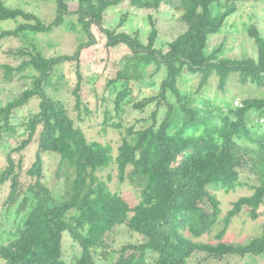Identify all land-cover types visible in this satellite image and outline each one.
I'll use <instances>...</instances> for the list:
<instances>
[{
  "label": "trees",
  "instance_id": "1",
  "mask_svg": "<svg viewBox=\"0 0 264 264\" xmlns=\"http://www.w3.org/2000/svg\"><path fill=\"white\" fill-rule=\"evenodd\" d=\"M54 1L56 16L46 23L38 14L0 0V22L23 19L12 29H1L0 42L11 36L51 32L70 14L77 15L89 37L71 55L46 57L35 45L24 46L18 51L22 57L19 65H3L6 82L16 74L31 78V82L7 102H0V145L10 146L11 139L17 143L0 165V187L8 184L9 188L5 201L0 200V258L5 264H97L99 248L102 254L111 251L117 255L114 264H187L197 252L216 258L264 255V225L261 234L247 242L223 240L228 226L245 208L254 220L261 215L264 97H247L239 104L223 99L219 106L215 99L200 95L213 76L221 91L226 90L232 75L242 82L264 85V36L255 24L247 29L257 44L256 59L223 56L222 47L208 50L209 37L221 31L238 2L261 0H131L137 8L158 9L166 3L180 12L185 28L166 51L155 46L159 30L151 15L147 43L138 32L132 35L104 26L106 10L123 0H78L74 11L67 0ZM93 26L106 35L107 51L120 44L130 49L128 60L117 64L108 81L117 91L115 110L120 113L128 98L141 111L155 106L144 119L147 125L137 128L132 124L121 131L116 155L110 143L88 140L62 102L51 98L45 87L55 65L75 62L78 80L74 94L77 106L81 105V56L96 43ZM153 63L165 69L159 89L136 99L134 90L142 88L144 69ZM185 70L200 76L194 91L180 86ZM34 97L40 99L39 110L30 112L21 123L15 122L14 112ZM253 113L258 121L253 120ZM109 118L110 113L106 121ZM37 135L36 158L24 170L23 158L16 159L13 154L25 150ZM46 152L60 156L56 175L69 182L67 199L56 200L43 181L42 154ZM112 164L117 166L120 183L130 179L140 188L135 206L98 175ZM247 171L256 184L242 181V173ZM245 184L253 192L235 200L222 216L221 202L211 189L230 192ZM220 224L216 243L195 240ZM123 225L142 240L117 249L116 235ZM65 233L80 246L70 259L64 252Z\"/></svg>",
  "mask_w": 264,
  "mask_h": 264
},
{
  "label": "rangeland",
  "instance_id": "2",
  "mask_svg": "<svg viewBox=\"0 0 264 264\" xmlns=\"http://www.w3.org/2000/svg\"><path fill=\"white\" fill-rule=\"evenodd\" d=\"M70 9L76 10L78 0H67ZM6 4L12 7H22L28 11L38 14L46 23L53 21L56 16V3L54 0H5ZM152 16L159 30V36L155 46L166 51L168 44L174 40L185 28L180 20V12L163 3L158 9L137 8L131 4V0H123L117 5L108 8L105 12L104 26L116 32L125 31L132 35L139 33L143 43L148 42V36L152 25L149 16ZM19 20L0 22L1 29H12ZM123 24L120 25V22ZM255 24L264 36V0L238 2L235 10L230 15L221 31L209 37L208 50L222 47L221 54L240 58L248 55L257 58L258 50L254 38L249 34L248 26ZM93 33L96 39L95 45L84 49L81 56L82 90L81 105L77 106V97L74 89L77 84V67L75 62L63 61L53 67L50 77L46 80V92L56 101L62 102L68 110L69 115L75 122V126L82 129L88 140H98L103 143H110L113 146V153H118V147L122 142V133L128 126L136 124L141 128L148 124L144 119L148 118L155 108L149 105L141 111L130 103V98L123 102V110L118 113L115 110V98L117 91L108 85L109 79L113 77L117 70V64L128 60L130 49L125 44L106 49V35L96 26H93ZM89 41V37L77 22V15L70 14L65 18V22L55 27L48 33L29 34L27 36H11L0 42V102L5 103L24 88L30 86L31 78L22 77L16 74L11 82L4 80L3 65H19L22 57L18 51L24 47L35 45L46 57L60 54H73L78 45ZM153 63L144 69L142 88L136 87L134 97L142 99L145 96L157 93L159 85L165 76V69L157 68ZM27 73V72H25ZM184 79L180 81V86L187 90H196L200 76L185 70ZM201 96L215 99L219 106H223V99L239 104L247 97H264V85L259 86L251 82H242L238 75H232L225 91L218 88V79L213 76L210 84L200 93ZM40 99L34 97L28 104L14 112L15 122L21 123L30 112L39 110ZM223 109H226L224 107ZM110 118L106 121L107 114ZM253 120L258 121V117L253 113ZM262 121H264L262 119ZM121 125L117 127L116 124ZM22 138V137H21ZM10 146L0 145V165L6 162V155L10 147L16 146V140L11 139ZM38 149V135L33 142L23 151L15 152L13 156L18 159L23 158L24 170L28 169L36 158ZM44 159V183L50 188L56 200L70 197L71 190L69 182L65 176L57 177L56 169L60 156L56 153H43ZM98 175L107 181L113 191L119 192L130 204L135 206L140 200V188L128 179L120 183L118 181V169L115 164L98 172ZM23 178L27 179L26 174ZM242 181L248 184H256L255 177L250 172L242 173ZM245 184L238 186L235 190L226 192L223 189H211L221 202L222 216L232 207V203L244 195L253 192L252 188ZM9 192L8 184L0 187V200L3 203ZM261 215L256 220L249 214V208H245L237 215L226 230L224 241L232 243H244L251 238L261 234L264 225V204L260 208ZM1 225V222H0ZM222 224L214 228L210 234H205L196 241L204 243H216V234L222 228ZM142 236L131 231L126 225L119 228L116 235L114 248L119 249L122 245L130 242H138ZM80 251V246L75 243L68 233L64 235V252L67 258H72L74 253ZM117 255L111 253L102 254L101 249L95 255L97 264H114ZM0 264L5 261L0 258ZM187 264H264V255H226L220 258L209 257L207 253L197 252L189 258Z\"/></svg>",
  "mask_w": 264,
  "mask_h": 264
}]
</instances>
